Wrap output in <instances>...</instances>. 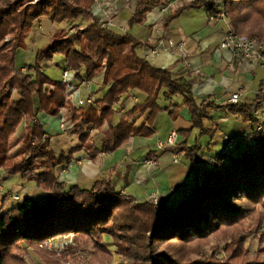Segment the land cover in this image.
<instances>
[{"label":"trees","instance_id":"1","mask_svg":"<svg viewBox=\"0 0 264 264\" xmlns=\"http://www.w3.org/2000/svg\"><path fill=\"white\" fill-rule=\"evenodd\" d=\"M97 1L0 0V171L47 192L38 201L28 198L11 206L2 201L0 264H32V252L39 257L38 264H110L115 254L104 243L105 234L117 248L116 255L128 264H264V136L257 132L263 118L253 115L264 104V80L250 101L231 104L228 98L221 102L219 96L199 99L194 79L154 68L141 52V40L131 32L164 0H137L125 31L102 25ZM224 3L231 30L264 46V10L255 7L264 9V0ZM189 5L205 6L210 18L221 11L209 1L185 3L163 19L164 34ZM108 15L118 16L111 15V8ZM83 17L91 22L71 32L58 28L51 45L37 52L31 74L16 77V54L26 48L24 39L36 22L47 18L61 25ZM8 37L11 41L2 47ZM56 57L63 58L64 71L76 73L77 87L102 76L105 94L85 108H76L66 96L62 79L44 72L46 62ZM134 90L144 93L146 100L137 102L116 124L120 98ZM183 109L190 126L174 129L177 141L168 145L167 138L162 147L181 154L183 166L192 175L191 189L179 204L162 202L157 209L149 200L137 202L118 192L108 178L97 180L89 189L59 180L60 167L70 156H56L55 136L42 118H64L68 132L92 151L102 134L103 141L107 139L114 148L134 137H152L161 113H168L174 123ZM216 114L249 124L247 133L252 137L244 141V148L241 143L226 155L219 151L211 162H204L202 141L218 131L213 124ZM209 120L213 121L210 128ZM207 146L211 152L212 142L208 140ZM173 164L178 165V159ZM69 234L74 235L75 245L60 255L40 248L45 240ZM252 240L257 242L255 251L249 248Z\"/></svg>","mask_w":264,"mask_h":264},{"label":"crops","instance_id":"2","mask_svg":"<svg viewBox=\"0 0 264 264\" xmlns=\"http://www.w3.org/2000/svg\"><path fill=\"white\" fill-rule=\"evenodd\" d=\"M167 1H169L170 5L168 4V9L164 14L160 12V6L156 7L148 14L147 20L144 24L133 28L135 36L142 42V54L149 59L153 67L159 70L170 69L174 72V74H176L177 77H187L194 79V92L198 98L203 96H213L216 98L219 96L221 97L220 101H222L227 98L229 99L232 93L243 90L242 100H252L254 97H251V91L245 90L246 77L248 74H251L253 80L255 81L257 76L260 75L259 82H257V94L259 91L260 82L264 80V69L258 62H246L221 48V43L225 38L228 29L230 28L227 19H212L208 16L207 8L205 6L189 5L172 23L170 30L164 34L162 31L163 19L168 16L173 9L180 7L185 3H192L195 0ZM203 1L212 2L217 11L222 10L223 6L225 5L224 0ZM122 7L125 6L119 3V12H121ZM132 11L133 10L130 12L132 13ZM130 15L127 16L128 19ZM116 19H119V15L115 18V21ZM169 41H173L176 47L179 45L183 46L177 50H172L169 48ZM134 95L139 98V103H143L147 98L144 93L138 90H134ZM129 100L132 102V107L137 104L133 99ZM126 101L124 105H121L120 103L117 106L118 113H120L119 116L124 115L129 111L126 108ZM163 114L165 115V113H161L158 116L154 124V129L156 132L155 134H158L156 129H158L160 119L166 117V115L163 116ZM261 117L264 118V115ZM231 123L232 125L227 126L228 129H237L239 134L247 133L249 124L242 123L241 119ZM213 124H215V122ZM164 127L165 129L158 134L161 138L158 137L159 142L157 144V149H159L161 152L155 153L152 151L154 154L147 152L142 155V158L144 159L151 157L155 158L158 162V165H160L159 159L162 157L165 151L160 148V145H164L167 141L170 131L176 129L174 123L171 122V119L169 121V118L168 122L164 124ZM218 131H220L223 136L222 140L229 135H233L224 133V130L221 128V126H219ZM130 144L132 147L130 146L129 150L122 151L124 154V159H128L129 156L135 155L137 151H140L143 148H141V143L137 141L136 138L132 139ZM52 148L58 158L61 155L66 154V148L63 147L58 139L52 140ZM94 150H97L95 146ZM99 155L100 152L96 155H86L81 152L74 153L69 151L68 157L70 156V160L60 167L59 180L70 185H78L83 189L91 188L93 184L100 179V177L107 175L109 168L112 169L109 166V162H104L101 168L98 167V162H101ZM126 167L128 170L126 176H124L122 173H115V169L113 170V173L110 171L109 173L111 174V182L119 183V185L122 186L125 184L130 185V183H133L136 177L139 176L144 179V186L142 188L135 187L136 191L140 194V196H143V199L148 200V193L154 184L152 177L149 176L148 173L143 169L138 168L139 166L136 164L134 165L133 162H129ZM69 169L71 171H69ZM124 170L125 169H123V172ZM65 172H69L68 176L66 177H64L66 174ZM177 172L180 175L182 174V176H185L188 173L186 168H178ZM8 179L9 176L0 171V194L3 196L0 205L2 204L3 200H5V203L7 204V199L9 198L15 202L21 201L22 193H26L28 195L27 197L32 199L35 196L43 198L47 196V192H45L43 189L32 186L31 183L23 181L22 179L20 182L22 184L21 190H9V186H5L6 180ZM183 181L184 179L182 178L175 181L174 183H169L167 181L164 187L167 189L165 192L162 191L163 188H159L161 193V201L163 203H167L169 206L179 204L182 197H184L190 191L189 186H187V184ZM2 183L4 184L2 185ZM177 183H180L179 185L181 186H173ZM82 185H86L89 188H84ZM179 187H181V189H179ZM16 195H19L20 200L13 199V197ZM105 241L104 242L108 247H110V244L113 246L112 239H109V237H107ZM112 248H114V246Z\"/></svg>","mask_w":264,"mask_h":264},{"label":"rangeland","instance_id":"3","mask_svg":"<svg viewBox=\"0 0 264 264\" xmlns=\"http://www.w3.org/2000/svg\"><path fill=\"white\" fill-rule=\"evenodd\" d=\"M164 2L168 3L170 5L169 1H167V0H164ZM119 3H121L125 6V7H122L121 12H119L120 11ZM135 3H137V0H133L131 2H123L121 0H98L97 1L98 12L96 14H97V16H100V18L106 16L105 19H107V21L112 22L111 25L118 26L120 29L125 31V30L129 29L127 16H129L131 13L130 11L134 9ZM160 7H164V6H160ZM255 7L257 10L260 8L262 10H264L259 5L255 4ZM110 8H111V15H113V12H115L119 15V19H116V21L114 18L111 19V17L108 15V11ZM90 22H91V20H89L88 17H83V18L76 20V21L67 22L69 24L56 25V24H53V22L47 18L40 19L38 22H36V26H35L34 31L24 39V42L27 45L26 48L19 49L17 54H16V69H17L16 77L17 78H25L26 76L31 74L29 72V69H30V67H32L36 64L37 52L40 49H43V48L51 45V43L53 41V35L56 34L58 28H64L66 31L71 32V29H73V27L83 28V27L87 26V23H90ZM74 24H76V25H74ZM130 31H131V29H130ZM131 32L134 34L133 29ZM10 41H11L10 37L6 38V40L4 41V43L1 46L3 47L4 45L8 44ZM63 61H64L63 58L56 57V58L52 59L51 61L46 62L45 66H44V72L48 76H50L56 80L62 79V75L65 72ZM22 68H25V69H22ZM68 73H69V71H68ZM259 76L260 75L257 76V79L255 81L253 80L251 74H248L246 77V82H245V88L246 89L245 90L251 91V97H255V94L257 91V82H259ZM101 78H102V76H99V77L95 78L94 80H92L89 85H86V83H84L83 85L79 86L80 92L77 93V95L72 96V97L70 96L71 95L70 91L73 92V89H74V87H76V85H73V87L71 86L72 88H68V89H67V87H69V86H67V84L63 83V81H62V85H64L66 87L67 98L72 101L73 105L76 108L81 109V108H85V107L91 105L92 103H94V101H96V98H101L105 94L107 88L105 87V88H103V90H101V85H102V81H103V79H101ZM66 80L71 81V82L74 81V84H75V79L73 78V76L66 77ZM97 82L99 83V85ZM133 95H134V91H130L128 94L123 95L120 98L119 102L121 103V105H124L126 96L129 99H133L134 102H136V103L140 102L139 98L136 97L135 95L134 96ZM90 96H91V100H92L91 103L85 104L83 106H78L76 104V102L78 101V98L83 99L85 101L86 98H88ZM201 98L202 97H200L199 99H201ZM129 99L126 101V108L128 110L133 108L132 102ZM119 114L120 113H117V116H116V120H115L116 124L118 122H120L124 116V115H121L122 116V118H121V116H119ZM165 115H166L165 118L160 119L159 124H158V129H156L158 134H159V132L161 133V131L165 129L164 124H166L168 122V118L170 121L169 114L165 113ZM165 115L163 114V116H165ZM180 115H181V118L177 122H174L175 128L182 127V126L186 127V128L189 127L190 123H189V119H188L187 109L181 110ZM221 115L222 114H219V115L216 114L215 115V117L213 119V121L215 120L214 121L215 125L217 124L218 126H221V128L224 130V133L233 134L232 136H239L240 137L241 134L238 133L237 129H228L227 128V126L232 125L231 122H235L236 119H233V117L231 115L227 116L225 118H221L220 117ZM63 116H65V115L62 114L61 117H63ZM42 120L47 122L46 129L48 130V132H50L52 135H54L55 136L54 139L55 140L58 139L61 142V144L63 145V147L66 148L65 149L66 154H64V155L68 156L69 151L70 152L72 151L74 153L81 152V153H84L86 155H96L97 153L100 152L99 159L101 160V162H98V167L101 168L104 162H109V166L112 168V169L109 168L107 175H103L102 177H100V179L108 178L111 180V174L109 173L110 171H112V173L114 171H115V173H122L124 176H126L128 173L126 165L129 164V162H131V163L133 162L134 165L136 164L137 166H139L138 168L143 169L144 171H146L148 173L149 176L152 177L154 184H153L152 189L148 193V197L151 193H154L157 190L160 191L159 188H163L162 189L163 192L167 191V189L164 188L167 181L169 183L170 182L174 183L175 181L180 180L181 178L184 179L183 182H185L187 184V186H189V189H191L192 175H191V173H187L185 176H182V174L180 175L177 172L178 168L179 169H185V166H183V164H182L183 157L181 154H178L179 155V159H178L179 164L174 165L173 159H174V155L177 153L173 152L171 147H168V146L166 147L164 154H163L164 156L162 155V157H160V159H159L160 165H158V162L153 157L147 158V159L142 158V155L144 153H147V152H150V153H152V151H154L155 153L161 152L159 149H157L158 148L157 144L159 142L158 141V137H159L158 134H154L152 137H149V138L134 137L137 139V141H139L141 143V148L142 147L143 148L140 151H137V153L135 155L129 156L128 159L127 158L124 159V154L122 151H127V150H129L130 146L132 147V145L130 144L132 139L130 140V142L121 146L120 148H114L113 145L106 143L107 139H105L103 141V136H105V135L102 134L103 136L102 135L98 136L96 138V140L94 141V146L97 150H94V147H93V150L89 151L84 145H82L79 142L78 136L68 132V130L70 129V126L64 120V118H62L61 121H59L58 118L45 117V118H42ZM213 121H210V120L206 121V126H208L209 128L211 126H213L211 124V122H213ZM62 124L64 125V128L62 126L60 127V125H62ZM23 128H24V125L21 128V130ZM235 128H238V127H235ZM249 128L250 127H248V129ZM159 138H161V137H159ZM222 138H223V136H222L221 132L217 131L212 138L206 136L203 139L202 142H203L204 148H203V151L201 152V154H204V155H202L204 158V160H203L204 162H207V161L211 162L213 155H215L217 152L221 151L222 146H223V141H224V139L222 140ZM208 140L210 142H212L211 152L209 151L208 146H207ZM192 143H194V140H192ZM246 145H247V142H245V143L243 142L241 148H244ZM146 160L154 161L156 164V168L154 169L152 167L151 169H149L148 167H146L144 164V162ZM200 164H201V162H200ZM124 167H126V168H124ZM123 169H125L124 172H123ZM69 171H71V170L69 169ZM68 173L69 172H67L64 175V177L68 176ZM124 176H123V178H124ZM20 182H21L20 176L19 177L11 176V177H9L8 180H6L5 186H9V190L18 191V189H20V190L22 189V184ZM28 183H30V182H28ZM173 183H171V184H173ZM3 184L4 183H2V185ZM179 184L180 183H177L176 185H173V186H181ZM31 185L36 186L35 183H31ZM112 185L118 192H120L121 194H126L128 196L133 197L137 202H146L147 201V200L143 199L142 195L140 196V194L136 191V188H135V187H141L142 188L144 186V179L139 177V176L136 177L134 182L130 183V185L125 184L124 186H122L116 182H112ZM82 186H84V188H89L86 185H82ZM179 189H181V187H179ZM133 191H134V193H133ZM160 195H161V193H160ZM27 196L28 195L26 193H22L21 194V198H22L21 201H16V202L12 201L9 198V199H7L6 205H9V206H11L13 204L17 205V204L21 203L22 201H24L25 199H28ZM2 198H3V196L0 194V202H1ZM42 198L43 197L35 196V197H33V200L38 201ZM103 237H104V241H105V239H107V237H109V239H111V237L107 234H105ZM109 246H110V247H108L109 250L111 252H113V254L114 253L116 254L117 248L114 246V244H113L114 248H112L113 246L111 244ZM249 248L251 249V251H255L257 248V242L255 240H252L249 243ZM29 260L32 264H38V261L40 259H39V257L37 258V256L35 255L34 252H32V255L29 256Z\"/></svg>","mask_w":264,"mask_h":264},{"label":"built area","instance_id":"4","mask_svg":"<svg viewBox=\"0 0 264 264\" xmlns=\"http://www.w3.org/2000/svg\"><path fill=\"white\" fill-rule=\"evenodd\" d=\"M121 1L131 2L133 0H121ZM161 6H164V7H160V12L164 14L167 11L169 5H168V3L164 2ZM96 12H98V10ZM225 15H226L225 11L221 10L218 13V15L216 17H212V19H217V18L226 19ZM98 17H100V16H98ZM105 18H106V16L101 17L102 25H111V21L106 22L105 20H103ZM182 46L183 45H179L178 47H176V45L173 41H169V48L172 50H177L178 48H182ZM221 48L223 50L228 51L233 56H235L237 58H241L242 60H244L246 62H249V63L258 62L262 66V68L264 69V53H263L264 52V46L261 45L260 43H258L257 41L252 40L248 37L239 36L234 31H232L231 28L228 29V31L225 35V38L223 39V41L221 43ZM69 73H68V71H65L62 75L63 83H65V84H67V86H69V87H67V89L72 88L73 85H75L74 81L73 82L68 81V80H66V77L73 76V78L75 79L76 73H73V72H69ZM89 84H90V82H86V85H89ZM76 87H74L73 92H71L69 90L71 93V95H70L71 97L77 95V93L80 92V89H79L80 87H77V88ZM261 92L264 94V86L262 87ZM242 98H243V90H239V91L234 92L230 95L228 102L231 104H237L242 100ZM91 101H92L91 96L86 98L85 101L83 99L78 98V101L76 102V104L78 106H83L85 104L91 103ZM253 115L255 117L263 116L264 115V104H260V109L253 112ZM61 126L64 128L63 124ZM257 132L264 136V118H263V121L260 124H258ZM177 138H178L177 132L175 130L170 131V134L168 137V145H174V143L177 141ZM247 140L251 141V136L249 134H242L240 137L239 136L238 137L232 136V135L225 137V139L223 141L222 149L220 151V155L221 156L226 155L229 151L236 149L238 146H240L241 143H243L244 141H247ZM162 147H163V145H160V148H162ZM174 159H175V162H177V159H179V155L175 154ZM144 164L149 169H151L152 167L154 169L156 168V164L152 160H146L144 162ZM199 176H200V174H199ZM13 199L14 200H20V197H19V195H16L13 197ZM148 200L152 203V205L155 208L159 209L160 208V200H161L160 191L157 190L156 192L151 193L148 197ZM73 245H75L74 235L69 234V235H66L63 237L45 240L40 244V248L44 249L50 253L60 255L61 253L65 252L70 246H73ZM110 264H128V263L126 261H123V259L119 255L115 254V259Z\"/></svg>","mask_w":264,"mask_h":264},{"label":"water","instance_id":"5","mask_svg":"<svg viewBox=\"0 0 264 264\" xmlns=\"http://www.w3.org/2000/svg\"><path fill=\"white\" fill-rule=\"evenodd\" d=\"M161 203H162V201L160 200V207H161V205H162ZM159 209H160V208H159Z\"/></svg>","mask_w":264,"mask_h":264}]
</instances>
